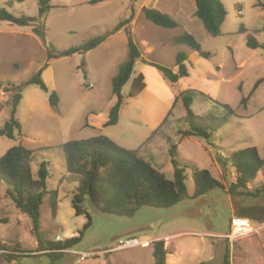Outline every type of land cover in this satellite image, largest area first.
I'll return each instance as SVG.
<instances>
[{
	"label": "rangeland",
	"instance_id": "rangeland-1",
	"mask_svg": "<svg viewBox=\"0 0 264 264\" xmlns=\"http://www.w3.org/2000/svg\"><path fill=\"white\" fill-rule=\"evenodd\" d=\"M6 1L0 0V7L14 16H38L39 0H25L13 7H7ZM88 1L52 0L54 8L45 16V22L44 19L37 21L40 27L46 26L48 43L58 50L81 45L94 36L111 31L132 12L130 0H107L96 5L87 4ZM181 2L184 5L189 3L188 0ZM221 2L226 18L219 37L209 36L198 20L199 26L194 25L192 29L202 50L211 54L208 59L201 58L186 46L172 43V38L180 35L181 28L166 30L147 21L138 9L143 0H134L133 6L136 16L139 12L136 38L142 37L140 23H150L153 30H147L146 36L158 40V46L151 54H146L139 45L141 54L170 68L175 64L178 52H184L188 57L191 67L189 77L174 88L175 92L172 90L173 94L184 91L204 93L222 105L231 106L236 113L209 140L188 138L177 150L179 158L188 165L210 170L224 189L192 199L194 182L188 170V196L176 206L169 209L144 206L132 217H118L98 212L86 200L84 206L92 217V224L85 229L87 217L75 215L72 208L73 192L78 183L65 179L58 188L56 218L51 216L48 198L41 206V229L46 238L54 242L57 237L64 242L78 236L80 231L83 235L81 242L66 251L55 264H153V243L159 240L165 241L168 252L166 264H223L227 246L231 264H264V171L248 186L247 192L237 189L231 193L229 189L236 175L229 165H222L224 157L251 146H256L264 158V84L252 93L255 82L264 77V49H250L245 36L239 34L243 24L249 33L255 35L258 43L264 45V33H256L264 26V0ZM24 29L31 33V28L0 21L2 82L16 85L25 82L46 61L47 45L32 33V36H22ZM113 41L103 42L83 55L54 60L44 70L43 81L50 92L56 91L60 98L56 110L49 105V93L34 85L25 86L16 114L23 136L14 140L0 137V158L9 148L19 144L34 150L37 156L45 155L50 159L49 187L56 190L59 179L65 175L64 160L58 149H54L59 145L110 134L121 147L137 149L150 138L152 131L143 119L144 107L140 99L128 98L132 80L140 66L123 87L125 104L120 111L119 124L99 133V126L114 103L112 79L127 59L126 43ZM147 80L149 85L153 83L152 76H147ZM191 95L195 114L225 115L224 108L218 103L199 94ZM3 96L6 98L7 95L0 91V104L6 103ZM147 97L148 100L152 98ZM165 104L157 101L156 105L158 112L165 114L163 121L169 113ZM173 106L165 124L160 126L148 141L149 145L145 144L140 153L153 157L155 164L170 179L173 178V167L168 147L179 142L178 131L186 128L182 102L178 101ZM9 115L10 107L0 109V128ZM2 186L3 183H0V220L5 222L0 224V244L10 249L19 248L29 256L11 262L0 256V264H50V259L38 250L30 219L15 207L11 199L5 197V187ZM235 217L247 219L251 230L234 235L230 223ZM230 235L233 239L229 238ZM131 238L138 239L141 244L132 248H117L121 242Z\"/></svg>",
	"mask_w": 264,
	"mask_h": 264
},
{
	"label": "trees",
	"instance_id": "trees-1",
	"mask_svg": "<svg viewBox=\"0 0 264 264\" xmlns=\"http://www.w3.org/2000/svg\"><path fill=\"white\" fill-rule=\"evenodd\" d=\"M25 0H7L6 6L13 7L21 4ZM107 0H91L90 5H96ZM196 9L194 16L202 23L206 33L211 37L221 35V27L226 18V10L220 0H194ZM52 0H39V12L36 17L21 15L14 16L5 8L0 7V21L8 22L19 27H31L32 32L45 45H47V55L44 65L35 72L27 81L19 84L2 82L0 80V91L9 98L6 103L0 104V109L10 107V115L0 128V137L15 139L23 136L22 126L16 117L17 109L23 99L22 92L25 86L34 85L45 93H49V105L52 109L58 108L60 98L56 91H51L42 78L44 70L54 60L70 57L75 54H86L98 48L106 39L125 28L127 34L128 56L124 63L118 68L117 75L112 79V96L114 104L109 111V119L104 127L115 126L119 122L120 111L124 106L125 97L122 93L123 87L129 82L134 72L135 64L142 59L139 44L134 40L132 33L127 26L134 18V12L130 16L120 21L111 31L102 35H97L81 45L72 46L65 50H58L47 42V28L40 27L39 19L45 22L47 13L54 7ZM144 18L163 29H174L179 27V23L169 15L157 9L143 7L141 10ZM256 33H264V26ZM239 34L245 36L246 45L250 49L263 48L259 44L254 34L242 24ZM174 45L186 46L198 53L201 58L208 59L210 54L202 50L201 44L190 33L183 32L172 39ZM147 63L146 61H143ZM161 74L173 88L177 86L179 80L189 77L188 57L184 52H179L175 57V68L149 62L147 63ZM264 84V77L258 79L252 89V93ZM146 85L143 74L137 75L131 83L128 98L136 97ZM191 94H199L204 98L218 103L210 96L197 91H184L175 95L174 106L181 101L184 109L185 129L179 130L178 143H171L168 147V156L173 167V178H168L161 168L153 161V157L141 155L145 144H148L157 131H154L150 138L137 149H126L121 147L111 138L98 135L88 139L71 140L65 142L54 149H58L59 155L64 160L65 175L59 179L58 187L53 190L49 187L50 159L45 155H36L32 149L19 144L9 148L0 158V183L5 187V197L11 199L15 207L26 215L32 225V233L38 244V250L43 252L50 259V264L60 261L63 254L77 246L81 240L83 232L78 236L61 241H50L41 229L40 209L44 200L48 198L53 219L57 216L58 210V188L65 179H71L78 183L73 192L72 208L75 215L87 217L85 229L92 224V217L84 206L86 200L100 213L114 215L118 217H132L136 212L146 206L159 209H169L176 206L180 201L188 196L186 186V171L190 170L191 178L194 182V192L192 199L205 196L211 191L222 190L224 185L215 178L208 169L200 168L196 165H188L179 158L178 148L182 141L188 138H201L209 140L224 124L229 122L231 116H236L233 108L227 104L218 103L225 110V115L200 116L192 110L193 98ZM173 106V107H174ZM264 110V109H263ZM172 113L169 111L168 116ZM167 116V117H168ZM163 121L162 126L165 124ZM159 130V129H158ZM171 142L168 138V143ZM149 145V144H148ZM148 148V147H147ZM52 149V148H51ZM51 149H42L47 151ZM223 166H228L236 175L235 182L231 185L230 192L242 189L247 192L250 184L254 183L258 175L264 171V158L261 156L256 146L247 147L231 153L224 157ZM34 166L36 169L34 170ZM264 189V187H263ZM260 192V190H257ZM2 197L0 196V204ZM5 220H0V224ZM168 252L165 248V241L159 240L153 243L152 256L153 264H166ZM0 256L8 261H17L29 256L19 248H7L0 244ZM205 264V263H202ZM223 264H231L230 249L227 246L223 255Z\"/></svg>",
	"mask_w": 264,
	"mask_h": 264
},
{
	"label": "crops",
	"instance_id": "crops-1",
	"mask_svg": "<svg viewBox=\"0 0 264 264\" xmlns=\"http://www.w3.org/2000/svg\"><path fill=\"white\" fill-rule=\"evenodd\" d=\"M89 1H91V0H89ZM88 2H87V4H88ZM188 2H189L188 4L184 5L181 2V0H143V3L138 7V9H139L140 13H141V10H142L143 7L157 9V10L161 11L162 13H165V14L169 15L171 18H173L174 20H176L179 23V27H177V28H181L182 29L180 34H182L183 32H187V33H190V34H192L194 36V34L192 33V29H194L193 28L194 25L199 26L198 24H200V23H198L199 20L194 16L195 9H196L195 1L194 0H188ZM134 4H135L134 0H130V8L132 9L133 12L134 11L135 12H134V18L130 22V24L127 26V29L132 33V35L134 37V40L142 47L144 52L146 54H151L152 51L155 49V47L158 46V40L152 38L153 36L152 37L146 36L147 35V33H146L147 30H149V32L151 30H153L152 27H151L152 25H150V23H143V24L140 23L139 30L142 33V37L139 38V39L136 38V36H135L136 18H137V16H139L138 15L139 12H138V14L136 16V10H134L135 8L133 6ZM239 13H241V12L239 11ZM22 28H31V27H22ZM198 29H200V27H198ZM31 33L34 34L32 32V28H31ZM31 33L24 29L23 33H21V34H22V36H32ZM176 36L177 35H175L174 37H176ZM194 37H196V36H194ZM113 39H114L115 42L119 41L121 43H126V46L128 48V45H127V34H126V31H125V28H123V29L119 30L118 32H116L115 34L109 36L106 39L105 42L111 41ZM127 56H128V52H127ZM210 56H211V54H210ZM143 59L146 62H148V63L153 61V59H147L144 56V54H142V59L138 60L136 62L135 67H134V71H135V69H137L138 66H140L139 69L137 70V72H135V73H137V75L143 74L144 82H145L146 87L140 94H138L136 97H133V98H130V99H140L141 105H143V107H144L143 108L144 111H143L142 116H143V119H144L145 123L151 129V131H152L151 135H152V133L154 131H157L160 128V126L163 123L162 121L164 119V116H165V114L163 115V114L158 112V106H156L157 105V101L161 102V103H166L167 105L165 104V107H166L167 111H168V109L170 111L172 105L175 102V94H173L172 90H174V88L172 87V85H170L167 81H165L163 79V77L157 71L156 68H154L153 66H151L149 64L144 63L142 61ZM153 62H156V61H153ZM171 68H173L174 71L177 70L175 68V64ZM188 68L190 69L191 67H188ZM133 74H134V72H133ZM147 76L148 77L152 76L153 83L150 84V85L148 84ZM183 80H187V78H183V79L179 80L177 85H179L181 83V81H183ZM174 92H175V90H174ZM143 96H144V98H143ZM147 96H150L152 98H150V100H148ZM7 99H8V96H6L5 101ZM113 104H112V106H113ZM111 107H110V109H111ZM110 109H109V111H110ZM108 119H109V113H108V116L105 117L103 124L99 126V128H100L99 129V133L104 132L105 128H108V127H104V125L108 121ZM119 121H120V117H119ZM118 124H119V122H118ZM89 126L90 125L88 124V127ZM106 135H107V137L111 138L114 142H116V140L112 137V135L105 134L104 136H106ZM95 136H92V137H95ZM92 137H90V138H92Z\"/></svg>",
	"mask_w": 264,
	"mask_h": 264
},
{
	"label": "built area",
	"instance_id": "built-area-1",
	"mask_svg": "<svg viewBox=\"0 0 264 264\" xmlns=\"http://www.w3.org/2000/svg\"><path fill=\"white\" fill-rule=\"evenodd\" d=\"M230 226L233 232H235L234 235H238V236L251 230L250 222L244 218H238V217L232 218ZM229 238L233 239L231 235L229 236ZM56 240L59 241L60 238L57 237ZM140 244L141 242L138 239L131 238V239L121 242L117 248L118 249L119 248H132V247L139 246Z\"/></svg>",
	"mask_w": 264,
	"mask_h": 264
}]
</instances>
